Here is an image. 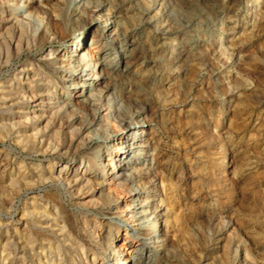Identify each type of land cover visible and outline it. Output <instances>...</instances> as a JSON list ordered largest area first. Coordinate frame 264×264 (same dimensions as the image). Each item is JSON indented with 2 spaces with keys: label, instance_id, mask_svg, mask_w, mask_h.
<instances>
[{
  "label": "bare ground",
  "instance_id": "bare-ground-1",
  "mask_svg": "<svg viewBox=\"0 0 264 264\" xmlns=\"http://www.w3.org/2000/svg\"><path fill=\"white\" fill-rule=\"evenodd\" d=\"M186 8L0 0V142L14 154L0 148V264H177L161 232L177 220L161 143L174 130L160 115L190 89L195 53L188 35L172 36ZM51 189L65 190L77 219Z\"/></svg>",
  "mask_w": 264,
  "mask_h": 264
},
{
  "label": "rangeland",
  "instance_id": "rangeland-1",
  "mask_svg": "<svg viewBox=\"0 0 264 264\" xmlns=\"http://www.w3.org/2000/svg\"><path fill=\"white\" fill-rule=\"evenodd\" d=\"M187 1L192 8L172 36L188 35L196 57L185 71L187 98L164 105L160 115L174 130H163L161 143L172 166L177 220L161 232L177 264H264V0ZM30 18L44 26L40 16ZM10 144L0 142L9 159ZM63 190L44 194L77 219ZM120 233L117 246L126 254Z\"/></svg>",
  "mask_w": 264,
  "mask_h": 264
}]
</instances>
